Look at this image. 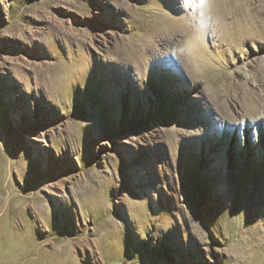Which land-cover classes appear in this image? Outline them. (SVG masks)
<instances>
[{
  "label": "rangeland",
  "instance_id": "rangeland-1",
  "mask_svg": "<svg viewBox=\"0 0 264 264\" xmlns=\"http://www.w3.org/2000/svg\"><path fill=\"white\" fill-rule=\"evenodd\" d=\"M0 264H264V0H0Z\"/></svg>",
  "mask_w": 264,
  "mask_h": 264
},
{
  "label": "bare ground",
  "instance_id": "bare-ground-1",
  "mask_svg": "<svg viewBox=\"0 0 264 264\" xmlns=\"http://www.w3.org/2000/svg\"><path fill=\"white\" fill-rule=\"evenodd\" d=\"M57 24H56V32L58 33V34H62V33H64V32H67V33H69V34H71L74 38H77V37H79V38H81V37H83V38H85L86 39V36H85V31H83L82 29H78V28H74L73 26H70V27H63L62 26V23H60V22H56ZM119 48V47H118ZM118 48H117V50H118ZM42 66V65H41ZM38 71H39V69H38ZM44 71V70H43ZM43 73V72H42ZM258 102V101H257ZM263 103V102H262ZM262 105V104H261ZM263 106V105H262ZM259 108V107H258ZM262 109V108H261Z\"/></svg>",
  "mask_w": 264,
  "mask_h": 264
},
{
  "label": "snow or ice",
  "instance_id": "snow-or-ice-1",
  "mask_svg": "<svg viewBox=\"0 0 264 264\" xmlns=\"http://www.w3.org/2000/svg\"><path fill=\"white\" fill-rule=\"evenodd\" d=\"M185 7L189 9H197L201 7L204 3V0H184Z\"/></svg>",
  "mask_w": 264,
  "mask_h": 264
}]
</instances>
